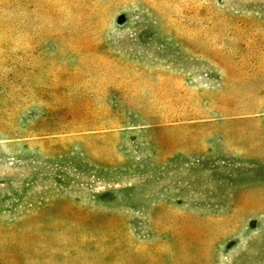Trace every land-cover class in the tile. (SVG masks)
<instances>
[{"label":"rangeland","instance_id":"rangeland-1","mask_svg":"<svg viewBox=\"0 0 264 264\" xmlns=\"http://www.w3.org/2000/svg\"><path fill=\"white\" fill-rule=\"evenodd\" d=\"M0 264H264V0H0Z\"/></svg>","mask_w":264,"mask_h":264}]
</instances>
